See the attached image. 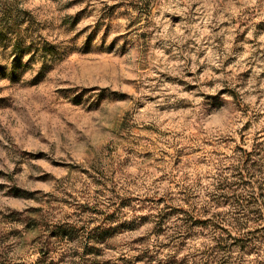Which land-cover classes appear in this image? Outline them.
<instances>
[{"label":"rangeland","instance_id":"1","mask_svg":"<svg viewBox=\"0 0 264 264\" xmlns=\"http://www.w3.org/2000/svg\"><path fill=\"white\" fill-rule=\"evenodd\" d=\"M213 223L264 224V0H0V264H202Z\"/></svg>","mask_w":264,"mask_h":264},{"label":"trees","instance_id":"2","mask_svg":"<svg viewBox=\"0 0 264 264\" xmlns=\"http://www.w3.org/2000/svg\"><path fill=\"white\" fill-rule=\"evenodd\" d=\"M245 163H246L245 161H242L241 170L245 169L250 173L249 167H247ZM254 165H257L255 161L252 162L251 166ZM235 184L236 183L234 184L227 183V187L231 189V187ZM258 187H261V185H259ZM238 202H242V203H238L237 205L232 204V206H235L234 207L235 211L234 214L229 216L230 220L228 222H230V224L233 227H235L237 231L241 232L242 230L248 229L247 223L251 219L244 212V210L245 211L248 210L247 209L248 207L247 204H249L248 199L241 198L240 200H238ZM187 203L189 205V210L187 211L182 210L180 212L185 213L187 215L193 214V216H191L192 218H195L196 215H201L202 212H207V213L210 212L209 211L210 207H208L210 201H207L202 207H197V205L192 202L191 203L187 202ZM245 203L247 204L245 205ZM235 214H239V216ZM214 216L218 217L219 215L214 214ZM223 218L224 217L220 219ZM174 227L177 228L178 225L176 224L174 225ZM211 228L213 229L214 234L211 236L210 240L214 244V246H207V249L205 251L212 253L209 254L207 253L206 258L202 260L203 262L202 264H264V224L258 229H255V231H248L244 233L245 235L243 236L242 239L244 244L240 246V249L242 251V256L238 258H235L228 254L229 250H226L227 245H225L227 244V242H225L226 239H224L223 236H221V233H218V229H220L221 227L213 223L211 225ZM220 252H222L223 255L219 257L218 255L221 254Z\"/></svg>","mask_w":264,"mask_h":264}]
</instances>
